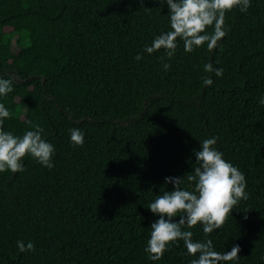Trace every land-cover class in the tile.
Masks as SVG:
<instances>
[{"label": "trees", "instance_id": "trees-1", "mask_svg": "<svg viewBox=\"0 0 264 264\" xmlns=\"http://www.w3.org/2000/svg\"><path fill=\"white\" fill-rule=\"evenodd\" d=\"M168 12L159 0H0V76L15 78L0 96L3 130L39 125L54 147L51 169L26 156L24 171L0 173V264H190L183 241L148 259L159 216L147 207L173 190L166 177L197 166L208 138L244 174L248 199L221 229L186 230L221 253L238 244L227 264H264V0L226 13L212 52L186 53L178 39L165 71L164 50L143 49L170 30ZM208 63L223 75L204 72Z\"/></svg>", "mask_w": 264, "mask_h": 264}, {"label": "clouds", "instance_id": "clouds-1", "mask_svg": "<svg viewBox=\"0 0 264 264\" xmlns=\"http://www.w3.org/2000/svg\"><path fill=\"white\" fill-rule=\"evenodd\" d=\"M159 3L168 6L170 30L157 35L143 51L153 54L163 49L164 55L160 59L165 71L171 65L164 61L174 57L178 39L183 42L186 53L205 43L207 50L212 52L227 35L224 28L226 13L235 8L246 12L251 6V0H159ZM210 27L213 30L208 33ZM142 58L139 54L135 56L137 61ZM203 71L217 77L223 75V69L214 68L211 63L205 64ZM14 79L0 76V96L13 91ZM202 80L205 86L213 83L210 76H204ZM259 102L264 106V97ZM10 116V111L0 103V173L24 171L22 161L26 156L44 167L53 168L54 147L42 138L43 128L33 125L34 130L26 131L22 136L14 135L3 130L4 120ZM70 141L74 146H83L84 133L73 128ZM216 143V138L201 141L200 149L194 150L197 166L182 177H166L165 185L171 183L173 190L162 188V194L148 205L151 213L159 216L150 226V238L144 249L151 261L161 260L171 245L179 246L178 241H183L187 255L196 257L190 264H227L239 259L241 249L238 244L231 251L221 253L214 249L211 239L194 242L193 232L186 230L199 224L207 236L223 227L239 201L248 199L244 174L223 158V153L214 147ZM176 217L179 219H174ZM17 247L20 252L35 251V245L30 241L27 246L18 241Z\"/></svg>", "mask_w": 264, "mask_h": 264}, {"label": "rangeland", "instance_id": "rangeland-1", "mask_svg": "<svg viewBox=\"0 0 264 264\" xmlns=\"http://www.w3.org/2000/svg\"><path fill=\"white\" fill-rule=\"evenodd\" d=\"M11 50H12V52H16L17 51V47L12 43V47H11Z\"/></svg>", "mask_w": 264, "mask_h": 264}]
</instances>
